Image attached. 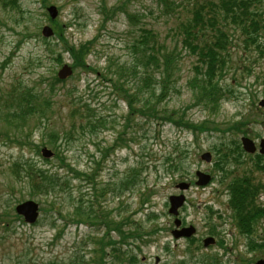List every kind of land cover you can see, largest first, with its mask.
I'll list each match as a JSON object with an SVG mask.
<instances>
[{
	"label": "rangeland",
	"instance_id": "obj_1",
	"mask_svg": "<svg viewBox=\"0 0 264 264\" xmlns=\"http://www.w3.org/2000/svg\"><path fill=\"white\" fill-rule=\"evenodd\" d=\"M101 1L18 0L19 8L4 10L0 6V88L21 81L35 86L38 90L43 89L45 94H48L51 89L46 86V81H51L52 71L56 74L63 63H71L67 52L60 46L53 47L54 41L43 42L41 28L45 25L52 27L46 12L48 6L57 8L59 16L55 21L59 24L71 23L65 33L70 44L77 45L96 39L93 53L86 59V65L90 69L76 70L73 76L52 90L56 95L51 97L54 112L49 128H43L41 125L30 129V140L33 142L30 145L19 146L0 139V220L5 215L4 220L8 222L5 229L0 225V264H17L20 251L28 247V244L35 248L31 255H37L36 264L49 260L61 262L70 259L74 253L82 255L88 263L95 261L97 256L93 252L94 242L105 240L108 236L116 241L117 236L113 231H108L102 222L99 227L90 224L93 219L85 224L75 222V205L81 201V197L87 199L83 205L93 210H89L92 213L90 217L98 221H102L98 218L99 215H106L111 211L114 221L129 217V223L134 220L135 224H141L145 231L154 226L160 229L155 235L146 237L144 242L138 241L132 245V254L136 257V263L132 264H156L155 257L159 258L157 264H204L203 257L215 258L218 260L217 264H242V260L254 264L264 256L263 246L258 247L264 237V219L255 223L250 238L240 235L227 206L226 185L234 177L242 175L250 177L254 184H264V171L253 169L255 162L259 161V165H263L264 159L243 154L240 158L242 165L228 163L224 166L225 172H220L215 164L217 149L229 151L243 136L226 131L228 126L242 119L239 113L242 110L243 115L248 114V105L252 101L256 105L264 98L263 56L258 58L252 47L247 49L244 46L243 37L238 30H229L232 39V61L243 57L241 66L249 68L252 65V76L233 67V70L225 74V84L233 87L235 92L220 103L216 112L210 113L198 106L186 112V117L193 122L207 119L215 122L209 125L210 128L218 127L223 131L217 129L216 132L194 136L172 124L145 121L146 118L137 115H134L132 120L130 118V126L126 127V118L129 115L127 103L114 93L111 84L103 80L101 74L105 75L103 71L105 72L104 68L109 60H128V63H131L126 45H131L141 25L153 29L160 34L161 39L167 37L170 48H173V24L157 0L127 2V13L135 15L136 18L133 24L121 13L104 22V16L100 13ZM103 1L107 9L123 2ZM261 1L263 3V0ZM262 11L264 15V3ZM185 16L186 13L183 17ZM49 46L55 49L53 55H47L46 49ZM58 51L63 60L60 65L53 61ZM177 52L179 56L175 60L178 80L159 107L181 112L193 100L186 81L192 75L194 59L185 51H180L179 47ZM38 60L42 63L41 66ZM257 73L260 76L258 83L255 82ZM233 77L235 80H232ZM153 87L157 89L155 85ZM156 94H159V91H156ZM76 102L89 103L94 116L104 119L105 128L98 127L93 134L86 130L85 134H82L79 123H76L75 129L70 131L67 137L60 136L57 148L54 149L47 145L45 132L50 128L57 132L68 131L71 128L69 105ZM261 113L262 115L257 116L259 121L264 119L263 111ZM247 126L242 128L243 131ZM249 126L246 132L244 131L248 137L256 141L264 138L262 124ZM28 131L26 128L20 135L24 136ZM121 133L126 146L115 145ZM43 143L56 156L49 160L43 159L40 155ZM206 151L212 155L211 163L200 160V155ZM170 152L173 157L180 159L182 171L173 174L162 165L165 155ZM60 158H64V164L68 167L60 168ZM18 161H27L46 177L54 176L52 183H42V187L45 185L46 189L33 192L25 172H20L18 176L19 171L26 170L19 168V165L16 169L12 168V164ZM195 170L209 173L212 181L202 188L192 185L191 189L184 193L187 201L185 209L180 210V218L193 225L196 234L192 242L175 240L170 235L173 223L172 217L167 213V200L169 195L179 193L175 189L178 182L193 181ZM11 171H17L16 176H13ZM84 174L92 177V183L87 184V181L80 177ZM113 188H117V191L121 188L123 191L113 193ZM107 189L103 197L94 204L97 192L101 193ZM257 195L258 202L264 206L263 191H258ZM26 200H33L39 205V218L32 225L26 224L22 218L12 217L15 215V205ZM151 212L157 216H147ZM6 213H9L10 217H7ZM11 221L13 223H10ZM131 226L126 228L133 230ZM217 228L223 236V247L219 244L208 249L202 248L201 239L210 233V230ZM131 233L134 235L136 232L133 230ZM225 233L229 236H225ZM249 239L256 241L253 250L246 248ZM105 264L120 263L110 256L106 258Z\"/></svg>",
	"mask_w": 264,
	"mask_h": 264
},
{
	"label": "trees",
	"instance_id": "obj_2",
	"mask_svg": "<svg viewBox=\"0 0 264 264\" xmlns=\"http://www.w3.org/2000/svg\"><path fill=\"white\" fill-rule=\"evenodd\" d=\"M17 1L0 0V6L4 10L16 9L19 8ZM129 1L123 0L119 5L107 9L105 2L102 0L100 2V13L102 12L101 15L103 14L104 16L103 21L105 22L121 13L126 16L130 24H133V21H136L135 15L128 14L125 8ZM157 1L165 10L166 17L172 20V33L175 36L173 48H170L167 37L161 39L160 34H157L153 29L141 25L137 29V35L132 40L131 45L125 44L131 63L129 64L128 60L126 62H122L119 59L109 60L104 68L105 72L103 71L105 75L101 74V78L110 83L114 93L127 103L129 115L126 118V127L130 126V118L132 120V117L137 115L140 118H146L145 121L153 120L157 123L172 124L194 136L211 131L216 132L217 129L223 131L218 127L210 128L209 125L215 122L207 119L201 122H193L186 117V112L196 106L210 113L214 112L219 108L221 102L228 96H232L235 91L233 87L225 84V74L233 70V67L237 71L244 70L248 76H252V69L250 68L252 65L249 68L241 66L243 57H240L242 59L237 61H232V39L229 30H238L243 37L244 46L247 49L252 47L256 51L258 58L262 56L264 58V15L262 11L264 0L263 3L261 0ZM185 13L186 16L183 17ZM51 25L54 33L53 37L43 39V42L54 41L53 47L57 48L60 46L63 51L67 52L73 72L78 69L89 70L90 68L86 65V59L93 53L96 39L73 45L65 37L66 29L71 27V23L59 24L58 21H52ZM178 47L180 51H185L188 56L194 59V64L191 68L192 75L186 81L193 100L181 112L159 107L164 97L168 95L169 90L174 88L178 80L175 60L179 56ZM46 50L47 55H53L55 52L52 46L47 47ZM53 61L55 64L56 62L58 65L62 64L63 60L60 51L54 55ZM38 64L42 65L40 60H38ZM234 74L236 73L234 72ZM259 79V74H255V82L258 83ZM232 80H235V77ZM46 82V86L51 89L48 94H45L43 89L38 90L35 86H29L21 81L13 82L6 88H0V139L19 146L30 145L33 144L30 140V129L41 125H43V128H49L48 125L54 112L52 107L54 102L51 97L56 95L52 90L55 89V86L65 81H59L54 71H52L51 81ZM235 82L238 84L237 81ZM154 85L157 89L153 87ZM238 86L241 87V84ZM156 91H159V94H156ZM248 108H250L248 114L243 115L244 110L239 112L242 119L234 121L228 126L226 131L247 136L245 132L249 125L262 124L264 126V119L262 121L257 120V116L259 114L262 115L261 111H263L264 116V109L258 108L253 101L248 105ZM69 118L71 128L68 131L61 130L57 132L54 128H50V130L45 132L48 140L47 145L54 149L57 148L60 136L67 137L70 131L75 129L74 125L76 123H79V129H81L82 134H85L86 130L91 134L96 133V128L104 126V119L95 117L93 109L86 102H76L71 106L69 105ZM93 118L94 120H91ZM244 126H247L244 128L245 132L242 129ZM26 128L29 131L24 133V136H21L20 133H23ZM122 136L123 133L117 137L115 145L126 146L125 139ZM44 145L45 143L42 144V146ZM220 150L217 149L215 164L220 172L226 171L224 166L228 163L237 166L242 165L240 158L244 153L239 141L229 151L223 152ZM257 157L260 159L259 155ZM59 163L60 168L68 167L64 164V158H60ZM17 165H19V168L26 170L19 171L18 176L20 172H25L28 185L29 187L31 185L33 192L41 191L42 188L46 189L45 185L42 187V183H52L54 176L50 174V177L44 176L39 173L40 170H35V167L27 161L15 162L12 164V168L16 169ZM162 165L173 174L183 169L180 159L173 157L172 152L165 155ZM253 169L264 171V161L263 165H259V161L255 162ZM11 174L16 176L17 171H11ZM32 177H35V179ZM80 177H83L87 184L92 183V177L86 174ZM83 179L80 178L81 181ZM133 182L134 180H132ZM226 188L228 191L227 206L231 216L242 234L250 237L255 223L264 219V206H261L262 204L258 202L257 195L258 191H263L264 193V184H254L250 177L242 175L241 177H234L227 183ZM107 191L108 189L101 193L97 192L94 204ZM121 191H123L121 188L118 191L117 188H113L112 192L119 193ZM80 200L75 205L77 223L85 224V222L93 219L90 224L99 227L102 222L108 231L119 233L121 242L128 245L125 244L124 247L126 248L122 251L117 242L111 240L108 236L105 240L93 241L95 245L93 252L97 259L91 263L86 262L83 256L74 253L70 259L61 262L49 260L41 264H105L104 258L109 254L120 263H123V261L129 263L130 259L134 263L136 260L132 254L133 248L130 244H136L138 241L144 242L145 237L149 233L154 234L159 230L158 227L154 226L150 230L145 231L142 225L135 224L134 220L129 223V217L124 218L122 221H114L111 217V211L107 212L106 215H99L98 218H101L102 221H98L96 218L90 217L92 213L89 210H92V208L83 205L86 199L81 197ZM141 203H144L143 199ZM6 216L10 217V214L6 213ZM147 216L156 217L157 215L151 212ZM12 217L19 219L16 215ZM4 219L5 215L0 220V225L5 229L8 226V222ZM10 223H13V221ZM128 225H132L131 227L136 232L134 235L131 233L133 231L131 230L132 228H126ZM123 228H125V231H123ZM248 241V247L253 250L256 247L254 239H249ZM28 245V247H24L20 251L21 255L17 259V264H36L35 257L37 255L35 253L31 255L32 252H35V248L31 247L30 244ZM262 246L264 248V244L258 247ZM136 248L139 249L140 247L136 246ZM242 264H250V261L242 260Z\"/></svg>",
	"mask_w": 264,
	"mask_h": 264
},
{
	"label": "water",
	"instance_id": "obj_3",
	"mask_svg": "<svg viewBox=\"0 0 264 264\" xmlns=\"http://www.w3.org/2000/svg\"><path fill=\"white\" fill-rule=\"evenodd\" d=\"M47 11H48L51 19H54L57 16V10L54 6H50L47 9ZM41 33L44 37H50L52 35V30L48 26H45L42 28ZM71 74H72L71 68L67 65H63L61 67V69L58 71L57 77L59 80H64V79L70 77ZM258 104L260 107H264V99L260 100ZM240 141H241L242 148L246 153H254L255 152L256 149H255V145H254L253 141H251L248 138H244V137L241 138ZM259 153L264 155V138L259 141ZM41 155L43 158L48 159V158L52 157L53 153L49 149L43 148L41 150ZM201 159L206 161V162H209L210 161V154L208 152L203 153L201 155ZM195 175L197 177V181L195 182V184L198 186L206 185L210 180L209 175L204 174L200 171H197L195 173ZM176 187L179 190L183 191V190H186L188 188V184L187 183H180ZM183 202H184V196L183 195L170 196L169 197L170 208L168 210L169 214L177 215V209L183 205ZM37 209H38V206L35 202L26 201V202H23V203L17 205L15 207V212L18 215L23 216L24 221L26 223L32 224L37 219V216H38ZM179 222H180L179 220H176L175 225L179 226V224H180ZM193 232H194V230L192 229V227H189L187 229H182L179 232H173V235L175 238H177L179 236L189 237ZM263 242H264V240H263ZM209 243H213V240H211V239H205L204 240L205 246H207ZM256 264H264V259L257 261Z\"/></svg>",
	"mask_w": 264,
	"mask_h": 264
},
{
	"label": "flooded vegetation",
	"instance_id": "obj_4",
	"mask_svg": "<svg viewBox=\"0 0 264 264\" xmlns=\"http://www.w3.org/2000/svg\"><path fill=\"white\" fill-rule=\"evenodd\" d=\"M180 221H181V224H180L179 230H181L182 228H185V227L191 225V224H188L183 218H180ZM172 230H175V228L173 227L171 229L170 233L172 232ZM210 231L211 232L208 233L205 237L208 238V239L213 240V244H211V246H215V245L216 246H219V244H220V241L219 240H221V238H223V236L221 235V231L218 228L217 229H214V230H210ZM195 234L196 233L193 234V237L195 236ZM225 236H229V234L228 233H225ZM205 237H203V238H205ZM202 239H201V241H202ZM193 240L194 239H189V240H186V241L192 242Z\"/></svg>",
	"mask_w": 264,
	"mask_h": 264
}]
</instances>
